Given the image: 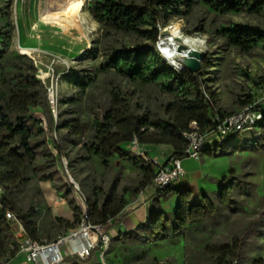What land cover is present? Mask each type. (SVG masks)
Masks as SVG:
<instances>
[{
	"label": "trees",
	"instance_id": "trees-1",
	"mask_svg": "<svg viewBox=\"0 0 264 264\" xmlns=\"http://www.w3.org/2000/svg\"><path fill=\"white\" fill-rule=\"evenodd\" d=\"M15 1L0 0V183L4 189V210L0 212V264L7 263L18 254L14 230L4 217L6 210L16 213L27 235L40 243L53 242L79 224L82 210L58 170L62 159L69 160L67 146L80 147L86 155L82 159L92 161L97 158L106 168L111 167L114 158L138 168L143 179L133 194L139 196L152 187L156 170L143 158L131 156L128 145L137 139L142 146H170L173 149L171 157L183 159L187 145L184 134L190 130L192 122L207 133L214 127L216 113L228 115L219 107L218 95L208 86L202 70L198 73L176 71L158 52L156 46L162 36L159 25L167 28L172 20L192 14L199 3L222 16L233 13L264 16V0H89L86 10L100 25L102 34L98 40L99 48L95 46L96 41L88 53L95 57L101 55L103 61L94 75L76 68H71L66 74L80 95H85L97 82L99 74L113 73L132 83L160 85L172 97L163 117L150 112L140 115L122 90H114L107 107L95 116L90 133L89 127L81 120L67 119L60 112L55 121L47 88L37 77L36 66L13 48L15 27L12 9ZM204 31L203 28H195L188 34L200 35ZM217 33L227 45L244 53L264 50V29L260 25L233 23ZM120 34L135 40L131 47L118 39ZM204 61L207 67L212 66L209 60ZM245 76L257 86L264 85V78L254 79L248 73ZM77 102L78 98L62 100V103ZM244 103L250 105L254 100L249 96ZM35 110L42 111L47 130L43 120L34 116ZM259 126L264 127V120ZM48 129L60 133L61 141L56 143L58 156L50 148ZM240 137L229 136L221 144L205 150L204 154L228 155L226 147L237 145ZM232 174L233 171L221 180L217 199L222 205L233 202L235 188ZM33 177L40 182H49L73 211V221L53 217L55 236L42 234L37 220L42 209L18 207L19 196L31 184ZM101 192L102 188L95 187L93 197L86 198V203L91 222L108 226L129 205L128 193H110L104 197ZM158 194L164 200L176 196L177 208L174 215L155 211L149 222L139 227L151 237L144 239L147 244L181 237L192 226L216 218L219 213L217 202L207 193H195L190 188L174 185ZM244 245L243 237L235 239L232 245L212 246L206 251L217 260V264H228L239 258ZM253 264H264V260Z\"/></svg>",
	"mask_w": 264,
	"mask_h": 264
},
{
	"label": "rangeland",
	"instance_id": "rangeland-1",
	"mask_svg": "<svg viewBox=\"0 0 264 264\" xmlns=\"http://www.w3.org/2000/svg\"><path fill=\"white\" fill-rule=\"evenodd\" d=\"M88 1L75 0L77 13L70 23L59 14L62 0H16L12 9L15 27L13 48L34 63L40 80L44 82L43 75H49L58 94V112L67 119L81 120L89 127L90 133L95 116L102 113L112 100V92L118 89L127 95L138 114L150 112L163 117L172 97L160 85L132 83L113 73L99 74L97 82L81 96L66 75L68 66L70 69L87 70L94 75L103 61L101 55L95 57L88 53L102 34L100 25L86 10ZM233 23L260 25L264 29V16L235 13L222 16L199 3L192 14L174 19L170 24L179 26L182 32L177 37L181 40L171 44H177L179 49L184 46L182 43L185 38L190 37L199 42L198 48L206 54L205 60L212 62V66L207 67L206 61H203L201 70L205 73L208 86L218 95L219 107L228 114L240 112L248 106L244 102L249 96L264 106V85L257 86L245 76L248 73L254 79L264 78V50L257 49L247 54L227 45L217 31ZM195 28L205 31L200 35H189L188 32ZM161 29V41L174 38L172 32L162 26ZM118 39L125 41L128 47L135 42L123 34ZM99 41L95 45L98 48ZM177 60L180 61V58ZM72 98H78V102L62 103V100ZM33 114L37 118H44L41 110H35ZM48 140L50 148L58 156L56 143L61 141L60 133L48 129ZM132 147V144L128 145L127 150L133 157L139 158V149L132 152ZM66 150L70 161L62 159L58 163V170L69 190L72 191L74 182L87 199L92 198L94 188L99 187L104 197L110 193L122 195L126 191L129 203L137 200L138 196L133 191L143 179L138 168L118 158H114L111 167L106 168L97 158L92 161L82 159L86 155L80 147L69 145ZM155 150L161 163L170 159L171 156L162 160L163 155L169 152L167 147L159 146ZM141 151L145 152L143 149ZM225 151L228 155L211 156L203 153L200 161L188 157L182 160L185 181L193 185L197 193H207L217 202L219 213L216 218L192 226L181 237H171L158 243L144 242L145 238H151L144 230H137L121 240L113 239L106 264H217V260L206 249L232 245L235 239L243 237L245 245L239 258L228 264H253L264 260V127L259 126L252 133L241 136L237 145L228 146ZM145 156L150 160L153 158L151 155ZM231 171L235 188L233 202L222 205L217 195L221 191V180L229 176ZM44 189H53L52 199L59 201L50 183L40 182L33 177L31 184L20 194L18 207L42 209L37 217L42 234L55 236L52 226L55 215L50 211L49 195ZM72 196L78 202L73 191ZM88 262L99 264L98 258L93 257Z\"/></svg>",
	"mask_w": 264,
	"mask_h": 264
},
{
	"label": "built area",
	"instance_id": "built-area-1",
	"mask_svg": "<svg viewBox=\"0 0 264 264\" xmlns=\"http://www.w3.org/2000/svg\"><path fill=\"white\" fill-rule=\"evenodd\" d=\"M159 28L162 30L161 25H159ZM164 29H167V31L169 30L174 34V38L169 39L170 42L176 43L178 40H181L177 38L178 35H182L179 26L169 25ZM160 41L157 44L158 52L176 71L187 70L183 64V60L188 57L190 50H198L204 53L202 49L198 48L199 42L187 37L182 43L187 48L182 51L184 56L180 58V61L177 59L171 60L162 48L164 41ZM172 45L177 48V44ZM69 70L70 66L67 67L66 74ZM43 83L45 84V80ZM47 91L48 102L54 119L57 121L59 113L58 94L51 79L50 87L47 88ZM41 120H43V126L47 130V122L45 118H41ZM263 120L264 106L255 101L253 104L246 106L243 110L237 113L228 115L216 113L213 117L214 127L207 133L203 132L196 122H192L190 130L184 134L187 142L184 150V158L188 157L200 161L205 150L221 144L229 136H244L245 134L252 133L258 128ZM131 144L133 145L131 151L133 152L139 149V157L152 164L156 170V176L152 184V189L155 193L162 192L170 186H174L185 174L182 165L183 159L171 157L164 163L153 158L150 160L145 156L148 154H146V151L143 146L138 143L137 139ZM141 149L145 152H142ZM71 188L78 199V205L82 210L81 219L75 229L69 231L66 235L59 236L57 240L53 242L40 243L34 241L27 235L25 226L19 216L13 211H5V220L14 230L15 239L18 244V253L25 257L28 264H64L67 256L86 262L91 259L95 252H98L99 264H106V256L110 251L113 241V238L109 233L110 224L108 226L93 224L89 217L86 198L81 194L79 186L73 182ZM3 197L4 189L0 183V212L4 210Z\"/></svg>",
	"mask_w": 264,
	"mask_h": 264
},
{
	"label": "crops",
	"instance_id": "crops-1",
	"mask_svg": "<svg viewBox=\"0 0 264 264\" xmlns=\"http://www.w3.org/2000/svg\"><path fill=\"white\" fill-rule=\"evenodd\" d=\"M41 114V113H40ZM41 119V118H39ZM155 147L153 145L143 146L144 150L148 155H151L154 159L158 160V155L155 153ZM163 147V146H161ZM169 150L166 154L163 155V161L168 159L172 153L173 149L170 146H165ZM160 162V160H158ZM186 173L181 177L179 181L176 182L175 187L177 188H190L195 193L198 191L193 185H190L189 182L185 181ZM46 183V182H45ZM49 183V182H48ZM44 192L49 195L48 203L50 205L51 211L54 213L55 217H60L68 221H73V211L70 209L69 205L66 201L58 197L59 201L52 199L53 197V189L46 190ZM200 193V192H199ZM51 197V198H50ZM160 196L154 192L152 187H149L145 191H143L138 197L137 200L133 203H129L125 211L121 216L115 219L109 226V233L111 234L113 239H119L128 236L129 233H134L139 230L141 225H146L150 217L155 211L164 212L167 215H174L175 210L177 208L178 199L176 196L170 197L168 200H163L162 198L159 200ZM93 259L98 258V252L93 253ZM91 257V258H92ZM28 264L25 260V257L21 254H17L16 257L9 260L6 264ZM64 264H89L83 261H80L77 258H72L67 256L66 262Z\"/></svg>",
	"mask_w": 264,
	"mask_h": 264
},
{
	"label": "bare ground",
	"instance_id": "bare-ground-1",
	"mask_svg": "<svg viewBox=\"0 0 264 264\" xmlns=\"http://www.w3.org/2000/svg\"><path fill=\"white\" fill-rule=\"evenodd\" d=\"M62 8H60L59 10V14H62V19H67L70 21L71 23V18H75L76 15V7H75V0H62ZM52 4V3H51ZM55 8V7H54ZM56 11V10H55ZM57 13V11H56ZM68 22V21H67ZM69 23V22H68ZM73 23V22H72ZM78 23V22H77ZM175 44V43H174ZM162 48L165 50L166 55L172 60V59H177V58H181L184 56V53H182L180 51V49H177L175 47H173V45L171 44V42L169 40H166V42H164L162 44ZM179 48V47H178ZM43 79L45 81H50V77L49 75H43Z\"/></svg>",
	"mask_w": 264,
	"mask_h": 264
},
{
	"label": "water",
	"instance_id": "water-1",
	"mask_svg": "<svg viewBox=\"0 0 264 264\" xmlns=\"http://www.w3.org/2000/svg\"><path fill=\"white\" fill-rule=\"evenodd\" d=\"M167 33V32H166ZM180 51H184L187 48L185 46H181ZM205 53L198 50H190L188 53V57L183 60V64L187 70L192 73H198L201 71L202 63L205 59ZM46 88L50 87V81L45 82Z\"/></svg>",
	"mask_w": 264,
	"mask_h": 264
}]
</instances>
